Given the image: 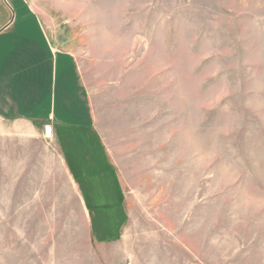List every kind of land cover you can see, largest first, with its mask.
Wrapping results in <instances>:
<instances>
[{"label": "rangeland", "instance_id": "obj_1", "mask_svg": "<svg viewBox=\"0 0 264 264\" xmlns=\"http://www.w3.org/2000/svg\"><path fill=\"white\" fill-rule=\"evenodd\" d=\"M28 1L117 196L88 201L59 134L0 121V264H264V0Z\"/></svg>", "mask_w": 264, "mask_h": 264}, {"label": "crops", "instance_id": "obj_2", "mask_svg": "<svg viewBox=\"0 0 264 264\" xmlns=\"http://www.w3.org/2000/svg\"><path fill=\"white\" fill-rule=\"evenodd\" d=\"M6 4L9 15L0 23V121L50 127L59 134L72 174L96 183L88 188V201L95 191L100 198L116 199L109 172L91 176L103 166L104 152L91 130V103L74 55L52 39L28 0H6Z\"/></svg>", "mask_w": 264, "mask_h": 264}, {"label": "built area", "instance_id": "obj_3", "mask_svg": "<svg viewBox=\"0 0 264 264\" xmlns=\"http://www.w3.org/2000/svg\"><path fill=\"white\" fill-rule=\"evenodd\" d=\"M48 130H50V127H48Z\"/></svg>", "mask_w": 264, "mask_h": 264}]
</instances>
